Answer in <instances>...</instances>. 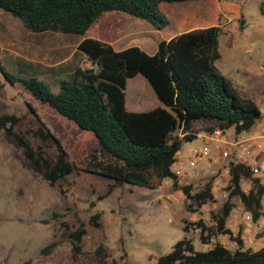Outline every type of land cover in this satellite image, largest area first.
Returning <instances> with one entry per match:
<instances>
[{
    "label": "rangeland",
    "instance_id": "374dc122",
    "mask_svg": "<svg viewBox=\"0 0 264 264\" xmlns=\"http://www.w3.org/2000/svg\"><path fill=\"white\" fill-rule=\"evenodd\" d=\"M261 1L245 3L243 12L248 20L245 32L220 34L222 57L214 62L222 74L232 79L242 97H250L260 106L263 115L258 120L259 127L262 123L264 125V74L260 78L244 77L236 70L239 67L255 72L260 67L264 69V13L260 10ZM196 2L204 3L203 0H190L163 4L182 7L184 3ZM115 12H105L96 23V30L90 29L81 37L61 32H33L23 20L0 7L3 55L14 60L13 66H10L13 72L34 75L57 93L61 88L60 81L71 79L76 66L91 65L78 50L83 38L104 39L100 34L103 32L110 36L109 42L117 51L139 46L148 53H154L162 33L173 29L168 27L161 30L148 20L126 12ZM239 19V16H232V21L226 26L234 24L238 28ZM204 20L208 26L214 24L212 10L208 11ZM0 81L4 84L0 93V116L9 113L21 117L15 132L30 140L36 148L42 146L51 161L56 159V147L52 142L34 136L40 122L30 111L27 101L47 120L74 156L94 140L91 132L80 129L51 106H42L21 83H10L1 71ZM158 106L164 105L143 75L128 79V110L141 112ZM206 128V123L198 122L194 124L193 131H207ZM227 134L236 139L246 136L237 135L233 129L228 130ZM241 144L233 149V159L243 160L249 165L258 159L259 167L264 166V161H259V154H241ZM193 145H198V142L183 143L182 152L186 158H189L188 148ZM226 163L228 161L215 163L204 160L199 164L203 173L215 172L212 178L214 199L202 207L189 208L188 198L172 178H166L157 189L132 184L116 186L110 194L100 199L115 180L74 171L51 186L42 173L31 166L14 137L0 131V262L28 264L27 261L31 260L30 264H157L158 258L169 253L174 244L184 237L193 241L196 250H207L216 243L234 250L239 246L234 237H240L245 248L256 250L264 244V215L255 221L251 229L245 227L244 215L249 210L239 197L229 198L226 186L230 175L226 172ZM188 172L186 180L179 183L190 182L196 187H203L201 179L194 176V169L188 167ZM261 176L264 181L262 173ZM241 185L246 191L252 187L251 181L245 177ZM227 203L232 208L226 227L231 229L233 235L215 233L208 243H204L203 237H207L209 232L203 230V225L213 227L215 216L222 214ZM96 213L101 214L99 226L91 221V216ZM82 224L86 233L78 250L69 233ZM52 241L57 242V246L49 254L41 255V249Z\"/></svg>",
    "mask_w": 264,
    "mask_h": 264
},
{
    "label": "trees",
    "instance_id": "16d2710c",
    "mask_svg": "<svg viewBox=\"0 0 264 264\" xmlns=\"http://www.w3.org/2000/svg\"><path fill=\"white\" fill-rule=\"evenodd\" d=\"M185 1L190 0H0V7L23 20L33 32H61L84 37L109 11L126 12L150 21L157 28H165L170 20L161 5ZM220 1L203 0L213 12L214 24L162 39L154 53L139 46L117 51L109 42L110 36L103 32L100 34L106 40L83 38L78 50L91 65L76 66L71 79L60 81L57 93L34 75L13 72L10 66L14 60L3 55L0 40V71L6 80L12 84L21 83L42 106H51L80 129L91 132L94 140L74 156L28 101L30 111L40 122L34 136L55 145L56 159L51 161L42 146L36 148L30 140L15 132L21 120L18 115H1L0 131L14 137L31 166L40 171L51 186L74 171L107 176L115 183L99 197L102 199L116 186L132 184L157 189L166 178H172L188 198L189 208L202 207L214 199L213 179L199 188L193 183L180 184L171 169L183 143L197 138L194 124L206 123L209 132L233 129L238 135L249 132L263 115L257 102L242 97L232 79L222 74L214 63L221 57L220 34L228 28L221 22ZM261 10L264 13V1ZM238 28L242 30L243 23L240 22ZM138 74L146 78L164 106L141 112L127 109V81ZM3 86L0 81V93ZM229 174L226 186L229 198L239 197L257 221L264 215L261 177L243 161H231ZM243 177L252 183L248 191L241 185ZM231 208L230 203L224 205L222 214L215 216L213 227L198 223L209 232L203 237L204 243L215 233L233 235L226 227ZM100 216V213L91 216L95 226H99ZM85 233L83 224L69 233L78 250ZM234 240L239 245L234 250L221 243L207 250H196L193 241L184 237L169 253L161 255L157 264H264V244L254 250L245 248L240 237ZM56 246L57 242L52 241L41 249V255L49 254Z\"/></svg>",
    "mask_w": 264,
    "mask_h": 264
},
{
    "label": "crops",
    "instance_id": "0c3cea01",
    "mask_svg": "<svg viewBox=\"0 0 264 264\" xmlns=\"http://www.w3.org/2000/svg\"><path fill=\"white\" fill-rule=\"evenodd\" d=\"M250 0H221L218 3L219 9L222 13V25H226L232 21V16L237 17L239 16V22L243 23L244 28L240 30L237 27H234V24L230 25V27L227 28L228 33L235 32H245L246 28L245 24L248 23V20L245 18V14L243 12L245 3ZM264 0L260 2V10H261V3ZM162 11L165 13V15L170 20V24L166 26L165 28H161V30H165L166 28H173L171 30L166 31L165 33H162V36L159 38V41L162 39H170L171 37L190 31L198 28H202L205 26H208V23H206V20H204V17L208 15L209 8L204 3H184L182 7H172L170 5H161ZM208 10V11H207ZM205 13V16H202L201 14ZM239 27V26H238ZM160 29V28H159ZM158 41V42H159ZM157 42V45H158ZM157 49V48H156ZM156 51V50H155ZM222 57V54H221ZM220 57V58H221ZM219 58V59H220ZM263 68H259V71L255 72L253 69L239 67L236 72L243 74L244 77H262V73L264 74V71L262 72ZM264 70V69H263ZM255 92L262 94L258 92V90H255ZM256 94V93H255ZM258 124V122H257ZM257 124L249 131L247 134L249 136L255 137L256 141H263L264 140V125L262 123V126H257ZM197 134V138L193 142H198V145L202 144L205 141V137H203V134L200 131H194ZM179 152H182V148ZM249 152L252 155L259 154V161H264V153H260L257 151L256 146L252 147ZM248 152V153H249ZM249 153V154H250ZM189 156V155H188ZM188 158V157H187ZM182 152V156L179 159V162H185L187 163V159Z\"/></svg>",
    "mask_w": 264,
    "mask_h": 264
},
{
    "label": "built area",
    "instance_id": "2783aa9c",
    "mask_svg": "<svg viewBox=\"0 0 264 264\" xmlns=\"http://www.w3.org/2000/svg\"><path fill=\"white\" fill-rule=\"evenodd\" d=\"M200 132L203 134V137H205V141L200 145H193L188 148V155H189V158L187 160L188 165L185 162H179V159L182 156V152H178L176 161L172 165L171 169L174 175L179 180V182L186 180V177L189 174L188 167L194 169V176H196V178L198 179H201L202 186H204L208 181H210V179L213 178L215 172L208 171L206 173H203L199 169V164H201V162L204 160H210L211 162H215V163H218L220 160L228 161V163H226L227 165L225 166V169L226 172L229 174V166L231 161H243V160L233 159V156L235 154L233 149L236 148V146H238L240 143H242L241 145L243 150L241 154H244V152L248 153L249 150L254 146H256L257 151H259L260 153L262 150H264V140L256 141L255 137L249 136L247 132L242 133L245 134L246 136L239 139L230 138L229 135L227 134V131L223 132L217 130L214 132H209V131H200ZM253 164L251 163L250 166L255 171V174L259 177H262L261 173L262 175H264V166H261V168L259 167L258 159H255L253 161ZM262 182L264 183L263 180ZM263 200H264V196H263ZM254 223L255 220L252 212L247 211L244 215L245 227L247 229H251Z\"/></svg>",
    "mask_w": 264,
    "mask_h": 264
},
{
    "label": "water",
    "instance_id": "95a60500",
    "mask_svg": "<svg viewBox=\"0 0 264 264\" xmlns=\"http://www.w3.org/2000/svg\"><path fill=\"white\" fill-rule=\"evenodd\" d=\"M4 75V74H3ZM5 77V76H4ZM8 81V80H7Z\"/></svg>",
    "mask_w": 264,
    "mask_h": 264
}]
</instances>
